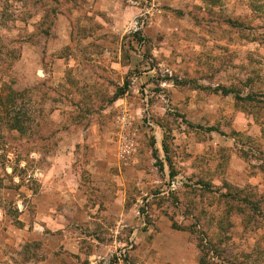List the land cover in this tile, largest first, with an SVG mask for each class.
Segmentation results:
<instances>
[{
	"label": "rangeland",
	"instance_id": "rangeland-1",
	"mask_svg": "<svg viewBox=\"0 0 264 264\" xmlns=\"http://www.w3.org/2000/svg\"><path fill=\"white\" fill-rule=\"evenodd\" d=\"M59 154L81 264H264V0H0V264H49L23 228Z\"/></svg>",
	"mask_w": 264,
	"mask_h": 264
},
{
	"label": "crops",
	"instance_id": "crops-1",
	"mask_svg": "<svg viewBox=\"0 0 264 264\" xmlns=\"http://www.w3.org/2000/svg\"><path fill=\"white\" fill-rule=\"evenodd\" d=\"M59 155L49 161V178L41 181L39 193L31 195V202L35 203L33 226L29 222L23 229H29L24 232L29 237H49V264H81L78 255L86 256L84 249L93 242L102 244L96 235L103 229L99 228L98 217L93 211L97 209L87 206L90 195L85 190V182L81 183L78 176H69L72 170L68 169L65 156ZM3 195L6 200L15 201L19 193L6 188ZM28 217V210L19 214L23 221ZM161 234L164 235L158 233L153 239H159ZM165 234L167 241L178 238L175 232Z\"/></svg>",
	"mask_w": 264,
	"mask_h": 264
},
{
	"label": "trees",
	"instance_id": "trees-1",
	"mask_svg": "<svg viewBox=\"0 0 264 264\" xmlns=\"http://www.w3.org/2000/svg\"><path fill=\"white\" fill-rule=\"evenodd\" d=\"M122 91V90H121ZM225 92H229V90H225ZM122 93V92H121ZM118 96H120V95H118ZM211 130H217L216 128H211ZM231 197V196H230Z\"/></svg>",
	"mask_w": 264,
	"mask_h": 264
},
{
	"label": "built area",
	"instance_id": "built-area-1",
	"mask_svg": "<svg viewBox=\"0 0 264 264\" xmlns=\"http://www.w3.org/2000/svg\"><path fill=\"white\" fill-rule=\"evenodd\" d=\"M36 174H38V173H36Z\"/></svg>",
	"mask_w": 264,
	"mask_h": 264
}]
</instances>
